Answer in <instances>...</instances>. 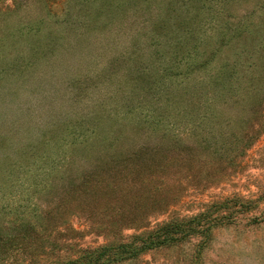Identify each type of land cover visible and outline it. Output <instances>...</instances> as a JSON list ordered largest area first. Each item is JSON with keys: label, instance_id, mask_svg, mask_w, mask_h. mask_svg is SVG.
Returning a JSON list of instances; mask_svg holds the SVG:
<instances>
[{"label": "rangeland", "instance_id": "rangeland-1", "mask_svg": "<svg viewBox=\"0 0 264 264\" xmlns=\"http://www.w3.org/2000/svg\"><path fill=\"white\" fill-rule=\"evenodd\" d=\"M35 209L4 264L189 219L119 264H264V0H0V224Z\"/></svg>", "mask_w": 264, "mask_h": 264}, {"label": "trees", "instance_id": "trees-1", "mask_svg": "<svg viewBox=\"0 0 264 264\" xmlns=\"http://www.w3.org/2000/svg\"><path fill=\"white\" fill-rule=\"evenodd\" d=\"M189 61H187L185 67L186 77L194 71ZM188 86L185 83L184 88L189 94L191 90H198L189 89ZM178 147L177 151L184 148L180 144H178ZM142 154L145 156L147 152L143 151ZM134 155L138 156L136 152ZM44 219V212L37 210L31 218L21 217L15 221H5L6 224L3 223V220L0 224V262L4 264L5 261H13L12 255L19 252L26 254L28 261H32L33 257L35 258L34 254L41 256L46 253L47 246L52 248L53 243L44 238L47 233L46 226L41 224ZM194 220H187L185 227L184 224L166 222L150 230L132 234L126 241L97 247L83 252L75 260L58 261L56 264H119L137 258L150 250L178 244L185 238H189L191 234L197 233L205 237L208 227L200 228L198 222H195V226H192L191 223ZM38 247L42 251L39 254L35 253Z\"/></svg>", "mask_w": 264, "mask_h": 264}]
</instances>
